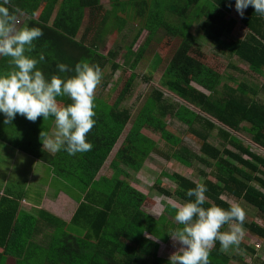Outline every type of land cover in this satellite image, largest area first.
Listing matches in <instances>:
<instances>
[{
	"label": "trees",
	"instance_id": "obj_1",
	"mask_svg": "<svg viewBox=\"0 0 264 264\" xmlns=\"http://www.w3.org/2000/svg\"><path fill=\"white\" fill-rule=\"evenodd\" d=\"M110 1L111 7L105 11L99 0H12L11 5H5L15 16L24 14L19 28L42 30L43 35L34 41L35 48L29 55L38 59L41 52L44 54L45 60L37 67L48 79L53 75L73 76L77 63H88L100 67L99 85L105 86L104 68L110 67L112 73L118 64L114 61V50L102 54L97 45L109 29L120 30L131 20H137L138 28L125 46L126 68L122 71L129 69L130 72L113 102L106 109L94 102L96 123L87 135L93 145L91 151L75 155L63 149L56 153L44 151L39 133L42 129L49 134L54 131L53 117L30 122L17 114L10 124H5L4 114L0 113V147L22 151L41 162L48 177L45 179L42 175L39 181L49 185L50 176L56 178L50 186L54 193L60 190L77 202L70 219L64 221L42 208L20 211L21 199L40 204L44 195L40 188L33 189L32 184L26 183L19 187L14 182L1 187L0 264L6 257L12 258L14 264H22L28 250L33 264H169V259L157 254V249L167 242L169 232L181 227L175 222V210L166 203L163 213L152 218L140 208L145 195L124 179L129 177L126 169L134 172L140 169L150 150L152 142L139 132L147 124L175 146L167 159L187 168L194 166L195 161L210 167L208 173L199 168L196 171L202 176L200 183L207 187L203 207L216 205L227 209L231 203L223 199L224 195L234 203L244 201L264 220V154L251 151L237 136L238 131L245 132L254 145L264 150V102L248 95L255 91L245 83L230 86L215 70L195 59L191 53L195 51V34L188 31L196 23L202 37L223 47L226 57H236L249 71L262 77L259 89L264 92V17L249 6L238 19L245 33L241 38L224 42L222 37L236 23L232 17L224 19V12L235 7V0ZM169 17L174 22L168 21ZM159 28L178 36V44L170 55L154 53L148 72L140 78L148 82L151 76L157 75L156 86L148 91L109 161L111 174L97 176L130 118L121 103L133 91V80L137 77L134 69ZM142 30L146 36L136 51L131 52L130 46ZM8 60L0 57V75L13 70ZM58 63H65L73 71L60 73ZM164 91L175 96L178 102L169 103L163 98ZM57 99L62 105L71 103L68 97ZM165 114H171L199 141L201 156L183 146L180 138L168 136L160 120ZM210 135L219 139L217 146L208 141ZM209 174L212 180L207 178ZM159 175L173 182L175 188L171 192L160 187L159 177L155 178L154 189L158 194L174 195L183 202L194 199L186 192L198 182L178 173L162 171ZM31 225L33 229L41 225L51 228L44 244L33 241L29 233ZM243 225L264 242V226L254 221H244ZM247 249L254 252L253 248ZM228 260L216 241L209 254L210 264H227Z\"/></svg>",
	"mask_w": 264,
	"mask_h": 264
},
{
	"label": "rangeland",
	"instance_id": "obj_2",
	"mask_svg": "<svg viewBox=\"0 0 264 264\" xmlns=\"http://www.w3.org/2000/svg\"><path fill=\"white\" fill-rule=\"evenodd\" d=\"M99 3L104 11L109 10L111 7L110 0H99ZM239 16L240 15L237 13L236 9H234L232 6L229 7L227 12H224V19L232 17L235 19L236 23L233 26L231 32L222 37V41L226 42L228 39L241 38L245 33V28L238 21ZM23 18L24 14H18L16 16L17 28H19ZM168 21L174 22L171 17L168 18ZM83 23L85 25L86 20H84ZM137 24V20H131L124 28L120 30H107L104 33L103 40L97 45L99 52L102 54L106 53L108 50H114V61L118 64L112 73L110 71V67L106 66L104 68L103 76L105 77L106 81L105 86L98 85L95 90L94 102H99V105H103V108L105 109L113 102L123 80L130 72L129 69L122 71L123 68H126L123 64V54L125 53V46L129 45L135 31L138 28ZM82 28L83 25L80 28V31ZM198 30V25L196 23H192L188 29L190 33L195 34L194 37L196 39L194 45L195 51L191 52L193 57L204 65H207L212 70H215L220 76L223 77L222 80L226 82V84L235 86L238 84V82H243L248 87L253 88L255 94L249 92L248 95L260 102H264V92L259 89L262 77L249 71L247 65L239 61L236 57H226L227 52L223 49V47H220L217 44L203 38ZM145 36L146 31L142 30L135 41H133L131 44V52L136 51V49L143 42ZM178 40V36H172L169 32L161 28L157 29L154 36L152 37L149 45L144 51L143 58L137 63L134 69V72L137 73V77L133 80V91L129 97L125 99L123 103H121L125 108H127L130 118L124 125L120 135L117 137L115 143L111 147L105 161L102 163L100 169L97 172V176L102 174L108 176L111 174V170L108 167L109 161L120 146L121 141L130 127L132 117H134L135 112H137L141 103L144 101L148 91L151 87L156 86L157 75L156 77L155 75L151 76L148 82H143L140 76L148 72L149 64H151L154 53H158L159 56H163L164 54L170 55L171 51L177 46ZM131 58L132 56H130V59ZM163 98H166L171 104L178 102V99L167 91L163 92ZM160 120L163 124V129L168 132V136L170 135L172 139L173 137H175L174 139L180 138L183 146L188 147L192 152L197 153V155L200 154L198 151L199 141L187 132L183 124H181L171 114L163 115ZM154 128L155 127L148 124L140 127L139 132L150 139L152 144L149 145L150 150L148 151V154L140 169L137 172H134L125 168L126 172L129 174V177H124V179L127 180V182L133 186V188L145 195L144 200L141 202L140 208L155 219L163 213L164 204H166L169 199L183 202L179 201L180 199L174 195L166 197L158 194V192L154 189V180L158 177L160 179V187L167 188L171 192L175 188L173 182L159 175L160 172L164 171L167 173H178L200 183L202 181V176L196 172L197 169H202L204 172L208 173L210 167L195 161L194 166L187 168L172 159H167V155L175 146L171 141H166L163 139L161 137L160 131H157V129L155 130ZM237 136L242 140L244 145L249 146L251 151L258 153L259 155L264 154V150L259 146L254 145L249 140V137L245 132L240 130L238 131ZM208 141L211 144L217 146L219 139H216L214 135H210L208 137ZM229 148L233 149L232 147ZM8 150L9 149L5 150L4 148L0 147V186L3 182L5 184L8 183V185L10 182H14L19 187H21L30 180V177L33 173L36 175V178L43 175V177L47 179L48 174L43 172L41 162L35 160V158L22 151H17L15 149L14 151ZM199 156H201V154ZM233 164L235 163L233 162ZM207 178L211 180L213 179L210 174L207 176ZM49 180L51 181L49 184L50 186L51 183L57 181L56 178H52L51 176ZM31 181H33V179ZM36 182H39V185L44 184V181L41 183L39 180H36ZM34 187L38 188V186L35 185ZM61 195H63L64 198L65 194H63V192ZM222 197L227 202L234 203V201L229 197L224 195H222ZM237 203L245 210V222L248 223L249 221H254L257 224L264 226V220L259 216L256 210L251 208L244 201H239ZM153 211L157 212L158 215L155 216L152 214L151 212ZM227 227L228 226L226 225L222 231L227 230ZM242 227L243 236L240 240V243L238 245H233L227 251L221 250L229 258L227 264H264V242L262 239L251 233L244 225ZM123 242L125 241L123 240ZM178 248L179 244L177 243L174 245L171 237H169L165 244L161 243L159 245L157 254L162 257L169 258L170 254L175 252ZM247 248H253L254 252H250ZM30 253L31 251L28 250L26 256H24L22 260V264H33V258L30 256ZM144 259H146V257H144ZM3 264H14V260L10 257H6Z\"/></svg>",
	"mask_w": 264,
	"mask_h": 264
},
{
	"label": "clouds",
	"instance_id": "obj_3",
	"mask_svg": "<svg viewBox=\"0 0 264 264\" xmlns=\"http://www.w3.org/2000/svg\"><path fill=\"white\" fill-rule=\"evenodd\" d=\"M11 3L12 0H3L0 4V57L9 58L13 69L0 75V113L4 114V123L10 124L17 114L30 122L53 117L54 131L49 134L42 129L39 133L44 151L56 153L63 149L69 155L91 151L93 145L87 135L96 123L94 97L102 79L100 67L77 63L73 76L46 78L37 67L45 60L44 54L41 52L38 59L29 55L43 32L37 27L17 28L16 16L5 6ZM249 6L264 17V0H235L241 17ZM57 69L60 73L73 71L65 63H58ZM58 97H68L71 103L62 105ZM206 192L207 187L198 183L186 192L194 199L167 201L169 208L175 210V222L181 226L168 233L173 244H179L169 256V264H210L209 254L216 241L222 251L240 243L245 210L238 203H231L227 209L216 205L205 208ZM226 225L227 230L221 231Z\"/></svg>",
	"mask_w": 264,
	"mask_h": 264
},
{
	"label": "crops",
	"instance_id": "obj_4",
	"mask_svg": "<svg viewBox=\"0 0 264 264\" xmlns=\"http://www.w3.org/2000/svg\"><path fill=\"white\" fill-rule=\"evenodd\" d=\"M234 9L235 7L232 6ZM20 15V14H19ZM36 160V159H35ZM38 161V160H37ZM43 169V166H42ZM31 170V169H30ZM29 170V172H30ZM40 175V173H39ZM36 175H34V173L31 175L30 180L26 183V184H32L31 186L34 188L35 186H38V188H40L42 191H44V195L41 198L40 204L39 205H34L32 203V201H30L29 199H21L19 201V208L20 211L22 212H32L33 210H35L36 208H42L45 211L51 213L53 216H56L64 221H68L77 205V202H75L73 199H71L68 195L65 194L64 198L62 194V191H57L56 193H54V190L50 187V185L47 184V182H44V184L39 185L37 184L36 180H39V177H35ZM33 179V181H31ZM48 182L50 183L51 181L48 180ZM8 185V183H2L0 186V190L2 189L1 187H4ZM10 186V185H8ZM38 227V225H37ZM31 230L29 231V233H31V238H33V241L35 243H38L39 245L44 244L43 242L45 241V238L48 237L49 238V233H51V228L45 225H41L40 228H32L31 225ZM50 229V230H49ZM49 230V231H48ZM32 248V247H31Z\"/></svg>",
	"mask_w": 264,
	"mask_h": 264
}]
</instances>
